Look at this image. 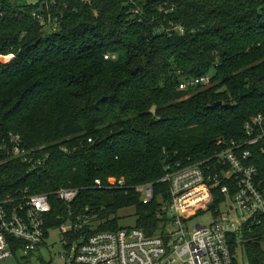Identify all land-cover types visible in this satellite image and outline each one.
<instances>
[{
  "label": "trees",
  "instance_id": "obj_1",
  "mask_svg": "<svg viewBox=\"0 0 264 264\" xmlns=\"http://www.w3.org/2000/svg\"><path fill=\"white\" fill-rule=\"evenodd\" d=\"M56 2L55 31L33 17L37 5L2 3L0 56L14 58L0 63V147L19 135L33 160L0 153V194L82 189L70 207L52 196L55 214L90 208L91 228L117 232L134 208L135 227L160 235L167 169L211 160L220 140L244 142L264 113V0H181L168 15L151 1L142 22L125 0ZM207 75L210 86L180 89ZM252 152L264 174V145ZM110 178L125 186L107 189ZM149 185L146 204L137 188ZM240 236L235 264L244 254L264 264V218Z\"/></svg>",
  "mask_w": 264,
  "mask_h": 264
},
{
  "label": "built area",
  "instance_id": "obj_2",
  "mask_svg": "<svg viewBox=\"0 0 264 264\" xmlns=\"http://www.w3.org/2000/svg\"><path fill=\"white\" fill-rule=\"evenodd\" d=\"M5 1L37 5L33 17L54 31L59 28L56 0H0V19ZM151 1L160 13L168 15L181 0H125L138 22ZM176 30L185 33L181 27ZM212 79L213 75L189 79L180 89L210 86ZM245 133L247 139L242 143L220 140L217 146L224 148L211 160L167 169L161 181L170 184L171 201L164 209L168 213L166 227L157 236H148L136 227L96 232L90 226V208L78 215L72 211L55 214L52 196L70 207L82 189L17 197L0 194V264H235L231 249L235 237L240 241L244 227L260 225L264 218V174L252 162V149L264 145V113L246 123ZM9 139L0 153L29 162L32 152L23 147L21 136L10 134ZM124 186L123 179L110 178L106 188ZM98 188H102L101 180L95 182ZM137 191L146 204L154 199L153 185ZM218 200L221 202L214 207ZM199 218H207L208 224L194 225ZM55 222L61 224L51 226ZM55 232L60 240L51 246ZM57 244L60 252L53 253Z\"/></svg>",
  "mask_w": 264,
  "mask_h": 264
},
{
  "label": "rangeland",
  "instance_id": "obj_3",
  "mask_svg": "<svg viewBox=\"0 0 264 264\" xmlns=\"http://www.w3.org/2000/svg\"><path fill=\"white\" fill-rule=\"evenodd\" d=\"M12 59L13 58L12 57L10 58V56L9 57L0 56V63L6 64V63H9ZM119 216L121 218L120 226L122 229L135 227L136 217H135V209L134 208H130V209H126V210L121 211ZM197 223L208 224V219L207 218H199V219L194 221V225H196ZM59 240H60L59 234L55 232L51 236V239H50L51 246L55 242L58 243ZM58 252H60L59 244H57V246L54 248L53 253H58ZM239 264H248V256L246 254L240 255Z\"/></svg>",
  "mask_w": 264,
  "mask_h": 264
}]
</instances>
